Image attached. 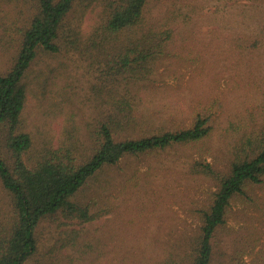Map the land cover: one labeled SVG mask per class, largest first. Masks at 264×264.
Returning a JSON list of instances; mask_svg holds the SVG:
<instances>
[{
	"label": "rangeland",
	"instance_id": "1",
	"mask_svg": "<svg viewBox=\"0 0 264 264\" xmlns=\"http://www.w3.org/2000/svg\"><path fill=\"white\" fill-rule=\"evenodd\" d=\"M6 6L0 2L3 73L13 65L21 32L35 11L33 2H21L7 16ZM150 9L174 35L164 60L153 63L151 79L144 82L136 130L120 134L140 138L189 129L199 115L210 119L212 131L196 143L127 155L94 180L97 189L79 196L89 202L103 192L97 199L108 205L100 219L70 227L83 229V243L101 238L111 251L91 264H156L157 255L167 257L173 248L191 264L185 252L219 189L201 163L227 173L244 125L264 124V0H154ZM99 10L86 13L84 33ZM106 72L104 63H90L82 53L38 57L28 75L33 90L24 117L39 145H58L68 126L85 141L102 103L92 84L105 80ZM255 190V204L233 203L226 226L217 232L212 264H264V186ZM50 228H39L40 252L27 264H51L46 252L59 231ZM75 257L71 264H87L81 253Z\"/></svg>",
	"mask_w": 264,
	"mask_h": 264
},
{
	"label": "trees",
	"instance_id": "2",
	"mask_svg": "<svg viewBox=\"0 0 264 264\" xmlns=\"http://www.w3.org/2000/svg\"><path fill=\"white\" fill-rule=\"evenodd\" d=\"M28 1L33 2L34 14L21 32L13 65L0 72V264H27L36 256L38 230L44 224L59 231L46 252L51 264H71L78 253L87 264L101 263L111 253L103 247L104 241L83 243V229L70 227L100 219L109 212L108 205H100L97 199L103 192L89 202L79 196L97 189L94 180L127 155L207 138L212 131L210 119L199 115L192 128L147 137L120 134L136 130L144 82L151 79L153 63L164 60L173 39L172 26L151 13L154 0H0L9 8L7 16ZM95 7L100 9L96 21L84 33L82 21ZM62 52L82 53L90 63H104L106 79L92 84L102 94L100 112L90 123L85 141L68 126L58 145H39L25 124L33 90L28 75L40 55ZM256 127L244 125L245 133L230 151L227 173L201 163L219 189L185 252L191 264L213 263L216 235L226 226L233 203L243 199L255 204V189L264 186V124ZM70 248L74 256L68 253ZM183 255L173 248L167 257L157 255L156 264H184Z\"/></svg>",
	"mask_w": 264,
	"mask_h": 264
}]
</instances>
